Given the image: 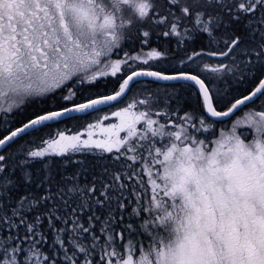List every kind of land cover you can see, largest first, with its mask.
<instances>
[{"label": "snow or ice", "instance_id": "1", "mask_svg": "<svg viewBox=\"0 0 264 264\" xmlns=\"http://www.w3.org/2000/svg\"><path fill=\"white\" fill-rule=\"evenodd\" d=\"M0 264H264V0H0Z\"/></svg>", "mask_w": 264, "mask_h": 264}, {"label": "rangeland", "instance_id": "2", "mask_svg": "<svg viewBox=\"0 0 264 264\" xmlns=\"http://www.w3.org/2000/svg\"><path fill=\"white\" fill-rule=\"evenodd\" d=\"M242 116H243V113L242 112H238L237 115H236V117H233V119H236V118L242 117Z\"/></svg>", "mask_w": 264, "mask_h": 264}]
</instances>
